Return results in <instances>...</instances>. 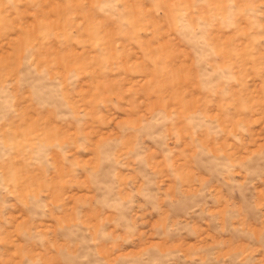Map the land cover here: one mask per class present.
Listing matches in <instances>:
<instances>
[{
  "label": "rangeland",
  "instance_id": "1",
  "mask_svg": "<svg viewBox=\"0 0 264 264\" xmlns=\"http://www.w3.org/2000/svg\"><path fill=\"white\" fill-rule=\"evenodd\" d=\"M0 264H264V0H0Z\"/></svg>",
  "mask_w": 264,
  "mask_h": 264
}]
</instances>
